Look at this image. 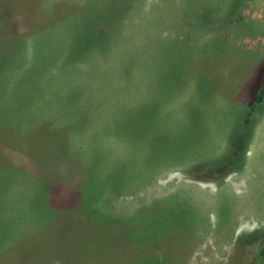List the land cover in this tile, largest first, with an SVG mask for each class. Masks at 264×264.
<instances>
[{
  "label": "rangeland",
  "instance_id": "374dc122",
  "mask_svg": "<svg viewBox=\"0 0 264 264\" xmlns=\"http://www.w3.org/2000/svg\"><path fill=\"white\" fill-rule=\"evenodd\" d=\"M263 80L264 0H0V264H105L85 209L76 241L32 247L38 185L138 226L142 263L133 240L106 264H264L263 238L239 241L264 231V101L242 119Z\"/></svg>",
  "mask_w": 264,
  "mask_h": 264
},
{
  "label": "trees",
  "instance_id": "16d2710c",
  "mask_svg": "<svg viewBox=\"0 0 264 264\" xmlns=\"http://www.w3.org/2000/svg\"><path fill=\"white\" fill-rule=\"evenodd\" d=\"M92 33L94 34L95 30L94 31L92 30ZM250 101L251 102L249 106L245 108V111H243V115H242V119L246 124L247 123L249 124V122L251 121L250 117L253 115L254 111L257 109L259 104L264 101V80L262 81L257 93L254 95V99L250 98ZM137 121L140 120L137 119ZM243 126L246 127L244 123ZM54 133H56L57 135L58 131H55ZM239 135L240 134H238V132H236V134L233 135L234 137L230 142L229 155L226 156L228 157L226 161L242 160V156H243L242 150L245 144L243 143V141H241L240 138L241 135L240 136ZM38 143L39 142H37V144ZM124 164L125 163H121L120 168L117 169L112 176L108 178H103L104 180L109 181L114 189H119L120 187L125 185L126 181L130 180L131 173L128 171L127 167L124 166ZM97 180L98 179L96 180L94 179L93 181L95 185L97 183ZM93 183H88L86 189L87 190L89 189V185H94ZM37 189L35 188V192L31 195L28 204L30 205V208L33 207V210H30L33 216L29 221L35 229V230L31 229L33 232L31 236L33 240V242L31 243L32 247L35 248L36 243L41 244L42 240L45 241L47 245H51L50 247H52L53 245L51 242L56 244L59 241L60 235L62 237H73L75 240L77 236L78 227H80L79 222L83 223V219L80 216L79 212L85 209L84 211H88L89 214H91V216L93 215V218L91 219L90 223L89 222L86 223L89 224L86 226L87 235L89 238L90 235H95V234L98 235L94 236L93 238V242L95 243L96 246L94 249H91V242L83 246L87 250L88 249L92 250V256H94V260L96 261V263L101 259L106 264L108 262L107 260L112 256L118 254L122 255L123 251L128 247V245H130V241L133 242V240L134 241L137 240L138 242L136 243L135 246H132L135 247V256H138L137 260H139L140 263H142V256H143L142 244H141L142 234L139 233V230L137 228L138 226L128 225L126 230L125 224L121 222L122 219L119 222H116L114 219L110 218V216H108L103 211H98V208L94 206V198L88 197L89 195H87L86 192L85 194L87 196L85 197L87 198H84L82 194L79 198V200L81 199L80 202L74 201L73 203L66 206L62 204L64 207H61L60 205L59 208L55 204L51 206L47 204L46 200L48 199L44 198V193L40 190V185H38ZM101 195L102 194H98L97 198H99ZM44 199L45 202L43 203ZM174 206L175 207L178 206V203L174 204ZM160 207H157V209H160ZM167 213L168 216L170 217L173 216L172 206ZM182 216L184 222H190L192 220L191 218L192 216L190 215V212L188 210L182 211ZM131 217L138 218L139 220L138 223L140 225L142 224V214L140 211L128 218L130 219ZM129 232H133V233L129 235ZM168 239L169 238L167 237H162L158 239V242L159 241L164 242ZM249 239L253 241L250 246H253L254 243L258 242L259 239L262 240L258 251V257L264 256V231L253 232L248 236L245 237L243 236V238H239V241L242 242V244H248L245 241H248ZM239 241L238 243H240ZM158 242L157 239H155V243L158 244ZM150 244L152 245L153 242H151ZM53 252L56 253V251ZM32 255L33 253H31L29 256ZM86 255L87 253L84 256H80L79 261L85 259ZM166 257L167 256L164 254H159L157 257L158 262H162V263L165 262L167 264H170L168 262L169 261L171 262L174 259V255L170 256V258H166ZM45 260L48 262V264H77L74 257L68 256V254L65 252H61V253L57 252L53 258H47Z\"/></svg>",
  "mask_w": 264,
  "mask_h": 264
}]
</instances>
